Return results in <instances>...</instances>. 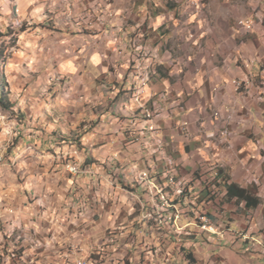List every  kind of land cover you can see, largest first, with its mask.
Wrapping results in <instances>:
<instances>
[{"label": "clouds", "instance_id": "1", "mask_svg": "<svg viewBox=\"0 0 264 264\" xmlns=\"http://www.w3.org/2000/svg\"><path fill=\"white\" fill-rule=\"evenodd\" d=\"M0 264H264V0H0Z\"/></svg>", "mask_w": 264, "mask_h": 264}]
</instances>
